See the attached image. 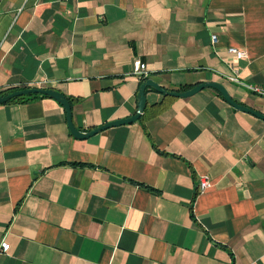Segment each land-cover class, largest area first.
<instances>
[{
    "label": "crops",
    "instance_id": "0c3cea01",
    "mask_svg": "<svg viewBox=\"0 0 264 264\" xmlns=\"http://www.w3.org/2000/svg\"><path fill=\"white\" fill-rule=\"evenodd\" d=\"M232 76L264 86V0H0V97L52 89L80 133L145 81L264 115ZM145 99L85 140L49 98L0 105V264H264V121L211 89Z\"/></svg>",
    "mask_w": 264,
    "mask_h": 264
},
{
    "label": "water",
    "instance_id": "95a60500",
    "mask_svg": "<svg viewBox=\"0 0 264 264\" xmlns=\"http://www.w3.org/2000/svg\"><path fill=\"white\" fill-rule=\"evenodd\" d=\"M146 88H151V89H153V91H155L156 93H159L161 95H166L169 97L181 98V99L189 98V97L195 95L196 93L200 92L203 89H211V90L216 91L222 97V99L228 105H230L233 109L240 111V112H243V113H248V114L264 121V115H261L260 113L255 112L251 109H247L245 107L237 105L229 97L226 90L222 86H220L219 84H215V83L200 84V85H197L196 87L192 88L189 91H186L183 93H175V92H166L162 88L158 87L152 81H145L140 86L138 94H137V112L135 115H133L132 117L125 119V120L107 123V124L102 125L101 127L94 129L88 133H80L79 131L76 130V128L74 127V124L72 122L71 108H70L68 101L60 93H58L52 89L29 88V89H24V90H20V91H15V92L10 93L6 96L0 97V105L8 103L10 100H12L14 98H20V97H24V96H28V95L46 96L47 98L55 101L57 104H59L63 108V110L65 112V117H66L67 128H68L69 133L72 135V137L74 139H77V140H85V139H88V138H90V137H92V136H94L100 132L108 130L110 128L122 126V125H129V124H132V123L138 121V119L143 114V111H144L145 105H146V99H145V89Z\"/></svg>",
    "mask_w": 264,
    "mask_h": 264
},
{
    "label": "built area",
    "instance_id": "2783aa9c",
    "mask_svg": "<svg viewBox=\"0 0 264 264\" xmlns=\"http://www.w3.org/2000/svg\"><path fill=\"white\" fill-rule=\"evenodd\" d=\"M215 36L211 37V42L215 43ZM227 53L231 56H233L236 60H239L243 57H245V53L238 51L236 49H228ZM133 75L136 77H139L140 79H145L146 78V67L144 64L136 62V65L134 67L133 70ZM230 82H234L236 84H238L239 86H242L244 88H246L247 90H249L253 95L260 97V98H264V86L263 87H254V86H250V85H246L242 82H240L238 80V78L236 76H232L229 78ZM209 188V182L205 179L202 178L199 181V191L200 192H204ZM9 250V246L5 243H2L0 246V252H7Z\"/></svg>",
    "mask_w": 264,
    "mask_h": 264
},
{
    "label": "trees",
    "instance_id": "16d2710c",
    "mask_svg": "<svg viewBox=\"0 0 264 264\" xmlns=\"http://www.w3.org/2000/svg\"><path fill=\"white\" fill-rule=\"evenodd\" d=\"M14 92V91H13ZM12 93L11 91L7 92L6 95ZM38 98H47L46 96H41V95H28L20 98H14L10 100L8 103H28L33 100H36Z\"/></svg>",
    "mask_w": 264,
    "mask_h": 264
}]
</instances>
